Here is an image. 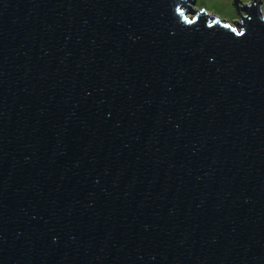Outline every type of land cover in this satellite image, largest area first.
Instances as JSON below:
<instances>
[{"label": "water", "instance_id": "water-1", "mask_svg": "<svg viewBox=\"0 0 264 264\" xmlns=\"http://www.w3.org/2000/svg\"><path fill=\"white\" fill-rule=\"evenodd\" d=\"M262 4L0 0V264H264Z\"/></svg>", "mask_w": 264, "mask_h": 264}, {"label": "rangeland", "instance_id": "rangeland-1", "mask_svg": "<svg viewBox=\"0 0 264 264\" xmlns=\"http://www.w3.org/2000/svg\"><path fill=\"white\" fill-rule=\"evenodd\" d=\"M236 0H196V6L198 9H205L208 13L216 15L220 19L234 18L235 14L231 11L232 2ZM241 1V0H240ZM247 2V0H245ZM264 13V5L262 6Z\"/></svg>", "mask_w": 264, "mask_h": 264}, {"label": "flooded vegetation", "instance_id": "flooded-vegetation-1", "mask_svg": "<svg viewBox=\"0 0 264 264\" xmlns=\"http://www.w3.org/2000/svg\"><path fill=\"white\" fill-rule=\"evenodd\" d=\"M236 2H237V4L235 6L233 5L232 9H231V11L234 12L235 17L231 18V19L226 18L223 20H227L229 22V24L233 25L236 28H239L240 27L239 23H242V16H245V14H246L244 7L247 5H250L252 0H247V2L245 0H241V1L236 0ZM262 2H263V4H262V6H263L264 0H262Z\"/></svg>", "mask_w": 264, "mask_h": 264}, {"label": "snow or ice", "instance_id": "snow-or-ice-1", "mask_svg": "<svg viewBox=\"0 0 264 264\" xmlns=\"http://www.w3.org/2000/svg\"><path fill=\"white\" fill-rule=\"evenodd\" d=\"M235 30V29H234ZM242 34V33H241Z\"/></svg>", "mask_w": 264, "mask_h": 264}, {"label": "clouds", "instance_id": "clouds-1", "mask_svg": "<svg viewBox=\"0 0 264 264\" xmlns=\"http://www.w3.org/2000/svg\"><path fill=\"white\" fill-rule=\"evenodd\" d=\"M197 8V7H196Z\"/></svg>", "mask_w": 264, "mask_h": 264}]
</instances>
